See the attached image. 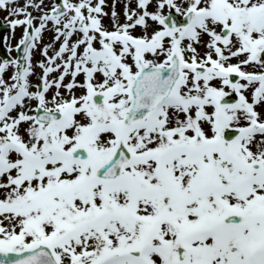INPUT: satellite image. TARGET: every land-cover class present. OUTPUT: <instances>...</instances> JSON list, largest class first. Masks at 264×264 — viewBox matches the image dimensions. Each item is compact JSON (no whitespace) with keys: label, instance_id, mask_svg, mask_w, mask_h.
Instances as JSON below:
<instances>
[{"label":"snow or ice","instance_id":"6c2138e0","mask_svg":"<svg viewBox=\"0 0 264 264\" xmlns=\"http://www.w3.org/2000/svg\"><path fill=\"white\" fill-rule=\"evenodd\" d=\"M0 12V264H264V0Z\"/></svg>","mask_w":264,"mask_h":264},{"label":"rangeland","instance_id":"374dc122","mask_svg":"<svg viewBox=\"0 0 264 264\" xmlns=\"http://www.w3.org/2000/svg\"><path fill=\"white\" fill-rule=\"evenodd\" d=\"M109 4H111V0H109ZM117 11L121 13V18H122V11H123V4H122V3L118 4V6H117ZM6 15H7V14H6L5 12H0V22H4V17H5ZM104 23H105L106 25H109V26H110V22H109L107 19L104 21ZM4 35H10V31H9V29H6V30L3 32V34L0 36V44H2V45H3V39H2V37H3ZM21 35H22V29H17V30H16V33H15V39H12V40H11V45H12L13 47H15L16 43H17L18 40L21 38ZM52 38H53V34H52L51 32H46V33L44 34V37H43V43H44V44H47V43L51 42ZM57 47H58V45H57ZM12 55H13V56L15 55L14 52L12 53ZM41 59H43V57L40 55V52H39V51L35 52V54H34V60H35V61H39V60H41ZM36 71H37V74L40 73V70H39V69H37ZM34 82H38V81H36L35 78H34Z\"/></svg>","mask_w":264,"mask_h":264}]
</instances>
